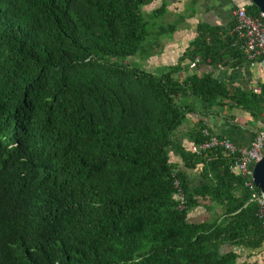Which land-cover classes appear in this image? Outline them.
I'll return each instance as SVG.
<instances>
[{
  "label": "trees",
  "instance_id": "16d2710c",
  "mask_svg": "<svg viewBox=\"0 0 264 264\" xmlns=\"http://www.w3.org/2000/svg\"><path fill=\"white\" fill-rule=\"evenodd\" d=\"M170 13L167 0H0V264H237L263 247L233 157L189 146L214 135L201 118L228 113L256 134L264 82L245 91L186 74L185 61H248L235 19L199 25L160 75L129 64L163 50L184 21Z\"/></svg>",
  "mask_w": 264,
  "mask_h": 264
},
{
  "label": "crops",
  "instance_id": "0c3cea01",
  "mask_svg": "<svg viewBox=\"0 0 264 264\" xmlns=\"http://www.w3.org/2000/svg\"><path fill=\"white\" fill-rule=\"evenodd\" d=\"M167 1L169 2L171 13L170 15H168L166 22L168 23L170 21H173L174 16L177 14L184 16V21L181 23L176 32L164 38L163 50L157 51V53L150 60H147V62L144 63L146 67L145 69L147 71L164 72L166 69L178 65L181 61V58L185 55L194 39L198 36L197 28L199 25H228L235 19L233 14L236 6L248 3V0ZM160 5L161 2L157 1L156 3L149 5L146 10L148 12H151ZM192 63L193 62L189 61H185L182 63L188 76L192 75L193 73H213L214 77L218 80L222 82L231 80V84L241 87L245 91H257L260 87V84L264 82V68L260 63H251L247 61L246 63L242 64V66L237 67L236 69H228L222 67L213 68L208 64H199L196 69L191 70L190 65ZM234 63V60L231 61V64ZM228 114L227 116H225L226 118H218L219 122H221L219 124H216V122L211 118L209 120H204L203 118L201 119L206 122L208 127L214 132L215 136L222 139H229L233 142L234 145L238 147L249 146L254 138L253 134H255L256 129L253 128L252 130H246L243 126L242 130H236L234 124H238L237 122H239L240 119L244 120L245 123H248V121L244 118V116L238 115V119L235 122L231 118L233 115H230L229 117ZM195 118L198 120L197 117L191 118L190 122L183 128V131L188 130V128L194 125ZM230 118L232 122L229 121ZM183 144L185 145L184 142ZM198 176L199 174L192 176L191 181L193 183L194 181L198 182ZM197 213L202 214L203 212L198 210L193 214V216H195ZM194 219L197 220L198 218L194 217ZM237 264H264V245L262 248L257 250L242 251L241 258L238 260Z\"/></svg>",
  "mask_w": 264,
  "mask_h": 264
},
{
  "label": "built area",
  "instance_id": "2783aa9c",
  "mask_svg": "<svg viewBox=\"0 0 264 264\" xmlns=\"http://www.w3.org/2000/svg\"><path fill=\"white\" fill-rule=\"evenodd\" d=\"M234 17L237 22L235 31L242 41V50L251 63H260L264 68V13L255 17L247 13L246 4L237 5L234 10ZM200 60L196 59L190 69H196ZM262 124L255 134L250 145L247 147H238L229 139H222L206 130L204 136L209 141L201 146H190L191 152L199 154L211 149L220 148L233 157V165L230 172L233 176L244 180V188L249 195V201L257 205V216L264 228V195L257 188L253 180V172L256 165L264 157V110L262 113ZM180 201L179 209L185 208V194L178 181L175 182Z\"/></svg>",
  "mask_w": 264,
  "mask_h": 264
},
{
  "label": "rangeland",
  "instance_id": "374dc122",
  "mask_svg": "<svg viewBox=\"0 0 264 264\" xmlns=\"http://www.w3.org/2000/svg\"><path fill=\"white\" fill-rule=\"evenodd\" d=\"M248 2H250V0H248ZM178 17H179V14L175 15L173 21H170V22H168V23H173L175 20L178 19ZM167 18H168V16L165 17L164 20L166 21ZM164 20H162V22H164ZM146 62H147V61H141L139 58L128 60V63H129V64H131L132 66H134V67H136V68H138V69H141V70H146V69H145L146 67H145V64H144V63H146ZM146 71H147V70H146ZM148 72H151L152 74H155V75H160V74L163 73L162 71H148ZM230 115H231V114H228L229 117H230ZM193 118H194V117H193ZM195 119H196V118H195ZM211 119H213V121H215L216 124L221 123V122H219L218 118H216V117H213V118H211ZM196 120H197V119H196ZM229 121L232 122L231 118H230ZM240 121H241V122H240ZM240 121L237 122L238 124H234V125H235L234 127L236 128V130H237V129L242 130L243 126L245 127L246 130H252V129H253L252 127H250V126L248 125V123H245L244 120H241V119H240ZM217 122H218V123H217ZM200 181H201V180L199 179V176H198V183H199ZM200 211H201V210H200ZM201 212H202V211H201ZM204 215H205V213H202V214H201V213H200V214L197 213V214L195 215V217L199 219V218H203Z\"/></svg>",
  "mask_w": 264,
  "mask_h": 264
},
{
  "label": "water",
  "instance_id": "95a60500",
  "mask_svg": "<svg viewBox=\"0 0 264 264\" xmlns=\"http://www.w3.org/2000/svg\"><path fill=\"white\" fill-rule=\"evenodd\" d=\"M260 12L264 13V0H250ZM253 180L257 188L264 195V157L254 168Z\"/></svg>",
  "mask_w": 264,
  "mask_h": 264
}]
</instances>
